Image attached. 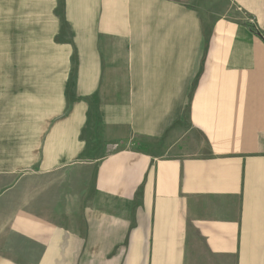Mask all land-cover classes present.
Instances as JSON below:
<instances>
[{
    "label": "crops",
    "instance_id": "obj_1",
    "mask_svg": "<svg viewBox=\"0 0 264 264\" xmlns=\"http://www.w3.org/2000/svg\"><path fill=\"white\" fill-rule=\"evenodd\" d=\"M209 2L0 0V264H264V41Z\"/></svg>",
    "mask_w": 264,
    "mask_h": 264
},
{
    "label": "rangeland",
    "instance_id": "obj_2",
    "mask_svg": "<svg viewBox=\"0 0 264 264\" xmlns=\"http://www.w3.org/2000/svg\"><path fill=\"white\" fill-rule=\"evenodd\" d=\"M211 6L212 11L215 14L218 13L220 16H226L229 19L236 20L237 23H244L245 25H248L249 28L254 32L256 35L262 38L264 41V32L261 31L257 25L255 24V21L251 17L245 16L240 10H238L232 3V0H210L209 2ZM91 138H96L97 141L94 142L96 145L93 144L94 146V153L93 156H102V138L100 137V129L98 128L96 131L93 132V136ZM99 141V144L97 143ZM92 146V147H93ZM215 264V263H214Z\"/></svg>",
    "mask_w": 264,
    "mask_h": 264
}]
</instances>
